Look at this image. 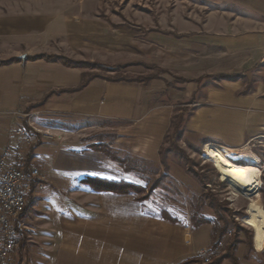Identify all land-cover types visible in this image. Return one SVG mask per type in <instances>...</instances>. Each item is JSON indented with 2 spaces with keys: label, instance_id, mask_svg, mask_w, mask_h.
Segmentation results:
<instances>
[{
  "label": "crops",
  "instance_id": "obj_1",
  "mask_svg": "<svg viewBox=\"0 0 264 264\" xmlns=\"http://www.w3.org/2000/svg\"><path fill=\"white\" fill-rule=\"evenodd\" d=\"M183 47L180 59L194 62L195 76L215 73V85L172 88L160 79L142 84L98 76L82 85L85 68L26 59L61 54L5 47L13 51L0 60L21 59L0 65V154L8 148L11 165L44 175L41 187L27 195L33 212L22 214L26 229L11 264H178L209 248L210 223L195 226L189 215L157 213L139 173L125 172L102 153L109 129L115 146L141 148L146 159L157 161L174 108L163 99L178 104L193 91L186 134L225 147L232 159L250 138L264 145V81L244 92L241 77L264 71V0H215L214 49L193 56L190 49L203 46ZM27 112L37 113L50 134L16 135L25 131ZM168 175L183 187L181 174Z\"/></svg>",
  "mask_w": 264,
  "mask_h": 264
},
{
  "label": "rangeland",
  "instance_id": "obj_2",
  "mask_svg": "<svg viewBox=\"0 0 264 264\" xmlns=\"http://www.w3.org/2000/svg\"><path fill=\"white\" fill-rule=\"evenodd\" d=\"M6 46H21L19 52L24 54L54 52L97 64L82 67L90 77L147 79L145 83L134 81L142 84L160 79L172 88L210 87L215 85V73L195 76L194 62L181 60L180 54L183 46H203L198 51L190 49L193 56H207L214 49L215 0H0V57L12 53ZM181 71H188L187 76ZM241 77L246 92L253 83L264 81V71ZM195 100L196 91L178 104L163 99L174 108L157 161L146 159L138 151L141 148L124 143L115 146L109 129L102 153L117 159L125 172L139 173L140 185L149 192L145 193L149 206L155 205L157 213L163 211L175 218L186 214L195 226L212 225L209 248L189 258L208 264L231 253L238 264H264V245L263 249L255 248L253 230L244 222L248 200L234 195L224 179L225 168L253 175L251 182L259 190L264 208V145L250 138L239 146L246 149L231 153L236 154L237 162L248 166L231 162L227 150L223 151L225 158L205 153L210 143L185 133ZM38 116L35 112L25 115L27 136L50 134L37 121ZM63 122L67 124L53 123L63 126ZM165 173L181 174L184 188ZM27 209L33 212L32 204L27 202L24 211Z\"/></svg>",
  "mask_w": 264,
  "mask_h": 264
},
{
  "label": "built area",
  "instance_id": "obj_3",
  "mask_svg": "<svg viewBox=\"0 0 264 264\" xmlns=\"http://www.w3.org/2000/svg\"><path fill=\"white\" fill-rule=\"evenodd\" d=\"M35 129V128H34ZM19 128L16 135H23ZM9 149L0 154V264H11L10 256L19 245L20 233L26 229L22 214L27 195L44 179L38 168H21L9 163Z\"/></svg>",
  "mask_w": 264,
  "mask_h": 264
},
{
  "label": "bare ground",
  "instance_id": "obj_4",
  "mask_svg": "<svg viewBox=\"0 0 264 264\" xmlns=\"http://www.w3.org/2000/svg\"><path fill=\"white\" fill-rule=\"evenodd\" d=\"M204 149L205 153L218 154L222 158H225L223 151L227 150L225 147H217L213 144H207ZM241 149H246V147ZM252 177L253 175L247 174L242 170L224 169V179L229 185L231 192L248 200V215L244 218V222L252 228L255 237V248L260 250L264 245V208L261 203L259 190L251 182Z\"/></svg>",
  "mask_w": 264,
  "mask_h": 264
},
{
  "label": "trees",
  "instance_id": "obj_5",
  "mask_svg": "<svg viewBox=\"0 0 264 264\" xmlns=\"http://www.w3.org/2000/svg\"><path fill=\"white\" fill-rule=\"evenodd\" d=\"M20 59L21 58L19 57H12L7 60H0V65L7 64L13 61H18ZM26 59L27 60L43 59L48 62H59L68 67H84V66L97 65V64H93L87 61L74 60V59H71V58H68L62 55L46 54V53L28 55L26 56ZM93 77H97V76H93ZM93 77H90L89 74L87 73L83 74V82L81 84L82 85L85 84L90 78H93ZM105 79L112 80V81H118V79H113V78H105ZM128 81H139V82L145 83L147 79H141V80L140 79H129ZM180 122H182L181 117H179V123ZM229 159L235 163L242 164V163L237 162L235 159H232V158H229ZM225 259L230 260L232 264H238L237 257L232 255L231 253H225L223 255H220L216 257L214 260H211L208 264H221L223 260ZM190 262H196L197 264H201L197 259H194V258H187L179 262L178 264H189Z\"/></svg>",
  "mask_w": 264,
  "mask_h": 264
},
{
  "label": "water",
  "instance_id": "obj_6",
  "mask_svg": "<svg viewBox=\"0 0 264 264\" xmlns=\"http://www.w3.org/2000/svg\"><path fill=\"white\" fill-rule=\"evenodd\" d=\"M255 237H254V233H253V239H254Z\"/></svg>",
  "mask_w": 264,
  "mask_h": 264
}]
</instances>
